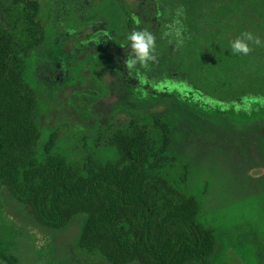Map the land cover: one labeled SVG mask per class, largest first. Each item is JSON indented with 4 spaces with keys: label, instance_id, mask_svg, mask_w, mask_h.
Returning a JSON list of instances; mask_svg holds the SVG:
<instances>
[{
    "label": "trees",
    "instance_id": "1",
    "mask_svg": "<svg viewBox=\"0 0 264 264\" xmlns=\"http://www.w3.org/2000/svg\"><path fill=\"white\" fill-rule=\"evenodd\" d=\"M39 10L37 0H0V190L27 205L44 228L62 230L84 216L78 249L108 264H212L216 230L162 172L165 136L153 143L143 128L117 130L108 142L112 158L103 162H72L48 146L41 152L39 104L27 69L37 64V81L39 51L50 36L58 35L59 47L66 33L95 24L87 38L134 90L151 93L176 81L222 105L262 104L264 0H138L136 9L126 0H48L42 23ZM132 30L154 36L155 59L129 72L125 35ZM245 32L260 43L249 41L248 54H233L229 41ZM111 48L109 59L104 51ZM11 237L0 229V264H20L8 257Z\"/></svg>",
    "mask_w": 264,
    "mask_h": 264
},
{
    "label": "rangeland",
    "instance_id": "2",
    "mask_svg": "<svg viewBox=\"0 0 264 264\" xmlns=\"http://www.w3.org/2000/svg\"><path fill=\"white\" fill-rule=\"evenodd\" d=\"M37 1L42 23L48 0ZM127 2L138 6V0ZM90 31L62 37L59 47L58 35L50 36L39 51L37 81V64H28L39 104L38 149L48 146L72 162H103L112 158L108 142L117 130L143 128L153 143L164 135L162 172L199 203L200 218L216 230L219 248L212 264H264V103L222 105L176 81L141 93L107 66L96 44L76 48ZM115 53L104 51L109 59ZM3 217L0 229L12 236L5 244L8 257L20 264H108L78 249L84 216L62 230L41 227L29 207L4 188Z\"/></svg>",
    "mask_w": 264,
    "mask_h": 264
},
{
    "label": "clouds",
    "instance_id": "3",
    "mask_svg": "<svg viewBox=\"0 0 264 264\" xmlns=\"http://www.w3.org/2000/svg\"><path fill=\"white\" fill-rule=\"evenodd\" d=\"M155 38L147 30H132L125 35V42L130 49V55L125 59V67L132 72L139 64L146 67L148 62L155 59L153 51L155 48ZM260 43L258 39H254L251 33H242L235 39L229 41V46L233 54H248L250 51L248 42ZM136 77L143 80L142 75L137 71Z\"/></svg>",
    "mask_w": 264,
    "mask_h": 264
},
{
    "label": "flooded vegetation",
    "instance_id": "4",
    "mask_svg": "<svg viewBox=\"0 0 264 264\" xmlns=\"http://www.w3.org/2000/svg\"><path fill=\"white\" fill-rule=\"evenodd\" d=\"M126 1H127V0H126ZM137 8H138V6H137ZM96 26H97V25H95V24H91V25H89L86 29L81 30L80 32H78V33H81V32H83V31H85V30H87V29H92V31H90L89 33L85 34V35L81 38L79 44L76 46V48H77L79 51H80V50H84V49H82V47H83V46H86V45L96 44V46H98V45H97V42H95L94 38H91V39H90V38H87V36H88L89 34H91L92 32L94 33V30L96 29ZM73 34H77V32L66 33V35H73ZM97 49L99 50V47H97ZM91 55H94V54H91Z\"/></svg>",
    "mask_w": 264,
    "mask_h": 264
}]
</instances>
